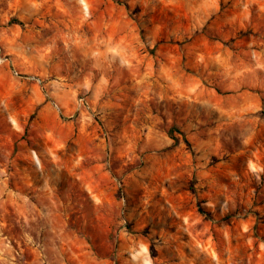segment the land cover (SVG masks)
<instances>
[{"label":"rangeland","instance_id":"rangeland-1","mask_svg":"<svg viewBox=\"0 0 264 264\" xmlns=\"http://www.w3.org/2000/svg\"><path fill=\"white\" fill-rule=\"evenodd\" d=\"M0 264H264V0H0Z\"/></svg>","mask_w":264,"mask_h":264},{"label":"built area","instance_id":"built-area-1","mask_svg":"<svg viewBox=\"0 0 264 264\" xmlns=\"http://www.w3.org/2000/svg\"><path fill=\"white\" fill-rule=\"evenodd\" d=\"M76 106L77 108H85V107H88V102L87 100L85 99V97L83 96H79L77 99H76Z\"/></svg>","mask_w":264,"mask_h":264}]
</instances>
